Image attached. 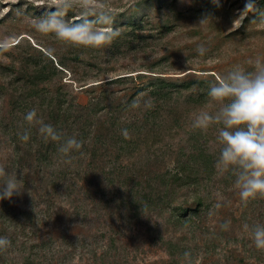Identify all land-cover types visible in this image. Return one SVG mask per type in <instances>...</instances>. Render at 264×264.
<instances>
[{
	"label": "rangeland",
	"instance_id": "1",
	"mask_svg": "<svg viewBox=\"0 0 264 264\" xmlns=\"http://www.w3.org/2000/svg\"><path fill=\"white\" fill-rule=\"evenodd\" d=\"M249 2L255 4V10L241 19ZM44 3L45 0H0V43L6 49L0 51V62L3 65L13 61L18 64L22 58L30 56L59 66L61 58L66 57L65 68H74L81 74L82 71L75 61H71V54L68 53L71 47L61 44L52 35L38 33L31 26L33 18L43 15ZM108 4L115 12L114 18L118 20V25L114 28L119 29V33L129 31L128 23L141 20L144 15L149 16L156 27L164 22H176V29L165 34L160 41L157 40L154 49L138 54L136 59L127 56L110 61L107 51L96 57L91 55L90 49L85 48L82 56L97 62L96 70L91 71L86 78L88 81L96 78L97 72H101L100 79L108 78L140 64L156 62L159 72L176 74L175 76L193 72L195 74L190 73L185 78L204 80V85L207 86L217 77L238 67L251 71L256 59L264 60V0H218V3L214 0H108ZM77 16L78 13L74 11L69 13L68 18L75 19ZM202 19L208 21L200 25ZM142 33L143 30H139L136 34ZM200 45L208 49L203 56L196 51ZM1 68L0 85L4 81ZM105 69H114L116 73H108ZM60 76L68 80L70 73L66 70ZM81 97L84 98L83 95ZM10 104L9 95H0V106L4 113L11 111ZM216 108V105L210 103L198 106L184 103L181 109L182 127L171 121V129L160 128L165 138L161 145H143L132 156L128 155L122 160L121 164L130 165L133 171L130 176L135 175V179L130 181L127 188L122 184L123 187L120 190L118 187L117 191L114 186H110L109 192L121 191L127 194L126 189L129 190L145 174L154 176L162 173L169 162V155L194 131L199 130L192 128L191 118L200 111L214 112ZM19 115H23L22 111ZM162 116L166 114L162 113ZM18 124L24 126L21 122ZM220 127L221 125H212L207 130H202L208 133L215 161L219 155L217 136ZM1 130L0 128V166L19 176L25 186L22 194L12 197L13 212L32 207L38 212L46 209V203L39 202V199L42 200L39 194L45 193L40 188L42 184H47L49 189L52 184H63V188L56 191L59 197L56 198L55 208L73 210L76 204L85 207L78 220L72 222L66 217L56 228H52L50 223L45 224V220L40 224L39 221L36 222V227L28 224L26 232L42 229L41 233H45L46 240H39L38 232L36 237L28 241L25 253H5L8 260L4 264H19L23 254L28 255L31 246H37L32 256L35 264H171L176 261L177 264H264V250L255 247L251 232L253 226L264 224V198L243 203L235 187V177L230 172H220L215 167L212 180L205 182L201 189L203 196L208 197V213L194 217L189 225L177 224L171 221L168 212L159 216V211L152 209L144 213L148 218L142 213L141 219H136L131 218L134 214L122 206L119 195L109 197L108 202L89 185L91 191L88 197L86 193L89 188L85 180L79 179V187L75 189V193L72 196L66 195L64 191L73 182L69 172L75 171L78 165L62 162V169L68 173L67 176L64 175V180L53 181L48 177L53 170H60L58 162L47 166L45 173L39 175L36 155H29L28 158L25 155L24 159H19L17 144ZM21 147L25 146L21 144ZM24 153L23 149L21 154ZM108 166L107 170L113 165ZM121 166L117 165L119 169ZM41 176L49 178V182L41 180ZM191 196L184 189L177 194L174 204H193ZM75 198L79 202H75ZM218 203L221 205L219 208L216 207ZM225 222L230 223L227 229H222L221 225ZM245 225H248L247 229ZM109 237L116 240H109ZM168 240L181 243L191 253L188 260L183 255L172 258L162 247ZM42 241L45 248H39Z\"/></svg>",
	"mask_w": 264,
	"mask_h": 264
},
{
	"label": "trees",
	"instance_id": "2",
	"mask_svg": "<svg viewBox=\"0 0 264 264\" xmlns=\"http://www.w3.org/2000/svg\"><path fill=\"white\" fill-rule=\"evenodd\" d=\"M111 11L115 14L114 10ZM117 21L115 19L113 28L117 27ZM128 25L130 30L119 33L110 45L101 49L87 48L90 49L91 55L98 57L99 53L107 51L110 61L127 56L136 59L138 54L148 53V50L154 49L155 43L163 39L165 34L176 29V22H164L156 27L154 21L147 15ZM139 30H143L141 35L136 34ZM71 48L68 50L71 61L77 63L76 66L82 71L81 74L74 68H65L66 57L61 58L59 66L30 56H25L18 64L15 61L6 65L0 62L4 79L0 85V95H9L12 107L11 111L4 113L0 106V128L4 135H10L12 141L17 144L19 159H24L25 155L26 158L29 155H36L39 161V175L45 173L47 166L58 162L57 167L61 166L60 170H53L52 174H48L53 181L64 180V175H68L62 169V162L67 161V158L61 157L57 150V142L45 143L36 128L31 129L30 139L27 142L19 139L18 133L28 127L23 121L24 114L36 109L45 123L53 125L65 136L75 135L84 142L83 155L74 153L76 158L70 163H76L78 167L75 171L69 172L73 182L64 191L66 195L72 196L79 187V179H82L88 185L89 190L86 187L88 197L91 191L89 185L108 202L109 197L119 195L118 199L122 206L127 207V211L134 214L131 218L141 219L142 208L144 213L151 209L158 210L159 216L168 212L171 221L181 225H189L194 221V217L206 215L209 209L208 197L203 196L201 189L205 182L212 180L215 171V156L210 149L208 133L202 130L194 131L172 155H169V162L162 173L154 176L145 174L136 182L137 186L133 184L129 190L126 188L130 181L135 179V175L130 176L133 173L130 165L121 162L128 155L132 156L133 152L143 145L148 147L161 145L165 138L160 128L171 129L172 123L182 127V122L180 123L183 115L182 105L186 103L198 106L209 103L207 95L209 84L207 87L204 85V80L185 78L193 72L184 76L159 72L156 62V64H140L123 73H116L114 69H105L108 73L115 71L116 74L100 79L101 72H97L96 78L88 81L86 78L91 71L96 70L97 62L82 56L85 48ZM65 69L70 73L69 82L60 76L66 72ZM149 98L151 104L145 107L143 100ZM138 99L141 101L140 107L135 109L130 107L132 102ZM21 111L23 115H19ZM162 113L166 116H162ZM19 122L24 126L18 124ZM122 129L128 130V138L122 135ZM21 144L25 147H21ZM23 149L25 153L21 154ZM55 157L57 160H54ZM108 165L113 166L107 170ZM117 165H122V168L119 169ZM43 177H40L41 180L49 182L48 177V179ZM122 184H125L127 194L116 192L118 187L119 190L123 187ZM47 186V184L40 186L45 193L39 194L42 199H39V202L46 203L47 208L39 212L33 207L29 210L24 208L19 209V212H13L12 199L0 201V236H5L11 241L8 250L0 253L1 264L8 260L5 253L16 251L25 253L28 249V241L36 237L38 232L39 240H46L45 233H41L42 229L26 232L28 224L36 227V222L39 221L40 224L45 220V224L50 223L52 228H56L66 217L72 222L78 220L81 212L84 211L85 207L78 204L73 210L55 208L56 198L59 197L56 191H59L58 188H63V184H52L51 189ZM110 186H114L116 193L109 192ZM184 189L191 193L193 204H174L177 194ZM74 201L79 202L76 198ZM13 229L14 232H11ZM108 239L116 240L110 237ZM36 247L31 246L28 255L23 254L19 264H35L32 256ZM40 247L45 248L44 241L39 244ZM162 247L174 259L186 252L181 243L173 240L166 241ZM171 264H177V261Z\"/></svg>",
	"mask_w": 264,
	"mask_h": 264
},
{
	"label": "clouds",
	"instance_id": "3",
	"mask_svg": "<svg viewBox=\"0 0 264 264\" xmlns=\"http://www.w3.org/2000/svg\"><path fill=\"white\" fill-rule=\"evenodd\" d=\"M214 2L218 3V0ZM44 10L43 15L31 20V26L44 36H54L65 46L101 49L119 35V29L112 27L115 18L108 0H45ZM254 10V3L246 4L241 19ZM74 11L78 13L77 18L69 19V13ZM207 21L202 19L200 25ZM4 50V45L0 43V51ZM196 51L203 56L208 49L200 45ZM253 63L251 71L238 67L209 82V103L217 108L214 112L200 111L191 118L193 129L207 130L212 125H221L218 129L217 143L220 147L215 167L235 177L239 198L245 204L264 198V60L256 59ZM150 104V98L143 100L145 107ZM140 105L138 99L130 107L135 109ZM23 121L28 127L18 133L21 141L27 142L31 129L36 128L45 143H58L57 150L62 158H67V163L76 158L74 153L83 155L82 140L75 135L65 136L53 125L45 123L36 109L27 111ZM121 132L128 138L127 129ZM24 187L19 176L0 166V201L22 194ZM216 207L221 205L218 203ZM142 212L148 218L143 208ZM229 223L225 222L221 228L227 229ZM251 232L255 247L264 250V224L253 226ZM10 246L11 241L0 236V253L6 252ZM190 256V252L183 253L185 260Z\"/></svg>",
	"mask_w": 264,
	"mask_h": 264
}]
</instances>
